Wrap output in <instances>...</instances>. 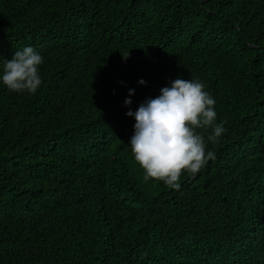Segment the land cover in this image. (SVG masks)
<instances>
[{"label": "trees", "instance_id": "obj_1", "mask_svg": "<svg viewBox=\"0 0 264 264\" xmlns=\"http://www.w3.org/2000/svg\"><path fill=\"white\" fill-rule=\"evenodd\" d=\"M25 46L43 83L0 86V264H264V0H0V61ZM177 77L227 131L171 189L124 100Z\"/></svg>", "mask_w": 264, "mask_h": 264}, {"label": "clouds", "instance_id": "obj_2", "mask_svg": "<svg viewBox=\"0 0 264 264\" xmlns=\"http://www.w3.org/2000/svg\"><path fill=\"white\" fill-rule=\"evenodd\" d=\"M124 58L128 57L123 56ZM44 57L32 46L16 50L10 60L0 61V86L14 93L36 94L43 79L40 66ZM143 79L139 85H145ZM199 79L177 77L159 90V95L146 98L133 111L128 90L124 106L126 116L133 118V134L127 146L143 170V179L162 182L179 189L183 173L197 174L215 153L206 150L205 137L198 130L211 129L207 141L215 143L227 131L217 122L216 99Z\"/></svg>", "mask_w": 264, "mask_h": 264}]
</instances>
